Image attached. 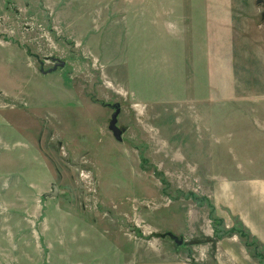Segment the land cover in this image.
I'll return each instance as SVG.
<instances>
[{"label":"rangeland","instance_id":"rangeland-1","mask_svg":"<svg viewBox=\"0 0 264 264\" xmlns=\"http://www.w3.org/2000/svg\"><path fill=\"white\" fill-rule=\"evenodd\" d=\"M241 1L0 0V264H257L214 231L264 254V95L240 94L264 63L221 27L257 20Z\"/></svg>","mask_w":264,"mask_h":264},{"label":"crops","instance_id":"crops-1","mask_svg":"<svg viewBox=\"0 0 264 264\" xmlns=\"http://www.w3.org/2000/svg\"><path fill=\"white\" fill-rule=\"evenodd\" d=\"M240 4H242V5L246 4V6L248 4H253L254 14L256 16L259 15V17H257L256 21L247 20L246 18L241 17L242 14L239 13L238 15L237 14L231 15L229 20L224 18V20H225V21H223L224 24H223V26H221V25L220 26L225 27L224 29L230 30V32H226L225 30L224 31L222 30L224 35L226 36L225 39L227 38V41H225V39H224L223 46H224V48H226V44L230 45V43L234 39H237L236 41L241 40V42H239V45L241 47L242 52L244 53L243 58L246 59L245 56L251 55V54H248L249 52H251L255 55L257 62H260L263 64L264 63V1L263 0H255V1L245 0V1H241ZM239 34L240 35L247 34V36L244 37L243 39H240ZM206 53H208V48H207ZM207 57L210 58L209 53H208ZM207 62H208V60H207ZM208 74L210 76L212 74V72H211L210 67L207 64V75ZM261 77H263V79H264V76H261ZM240 89H241L240 94H242V93L247 94L248 93L249 95H251V94L264 95V92H256L255 90H252V89H248V88H240ZM232 90H233V93L230 92V94H229L230 97H234L233 95H235V93H237V91H238L236 89H232ZM243 226L249 231V233L252 237H254L258 242H260L259 239L255 235H252L251 230L247 226H245L244 224H243ZM233 236L238 238L237 235H233ZM228 237H232V236H228ZM223 239H224V237H223ZM245 249H246V247H245ZM263 252H264V245H263ZM250 256L252 258H254L251 254H250ZM263 256H264V254H263ZM254 259L257 261L256 258H254ZM138 264H198V263L189 262V261H185V260H170L169 259V260L140 262ZM257 264H258V261H257Z\"/></svg>","mask_w":264,"mask_h":264},{"label":"trees","instance_id":"trees-1","mask_svg":"<svg viewBox=\"0 0 264 264\" xmlns=\"http://www.w3.org/2000/svg\"><path fill=\"white\" fill-rule=\"evenodd\" d=\"M220 229L214 228L216 235L219 237L218 239H221L225 236L237 235L238 238L242 240L247 250H254L253 254L251 252L250 254L257 259L258 264H264V256L263 253H261L262 251H256L260 247L259 242L250 235L249 231L243 226L241 222L235 221L234 224L228 230H226L225 228ZM261 248H263L262 245Z\"/></svg>","mask_w":264,"mask_h":264},{"label":"water","instance_id":"water-1","mask_svg":"<svg viewBox=\"0 0 264 264\" xmlns=\"http://www.w3.org/2000/svg\"><path fill=\"white\" fill-rule=\"evenodd\" d=\"M58 63H55L51 68L48 69V71L54 70L57 66H62L63 65V61L57 60ZM119 112V108H116L114 113L111 115V119L109 122V129L113 132L114 137L117 140H121V130L118 128V126L116 125V120H117V115ZM56 187H53V192H55ZM178 245L181 244L180 241H176Z\"/></svg>","mask_w":264,"mask_h":264}]
</instances>
